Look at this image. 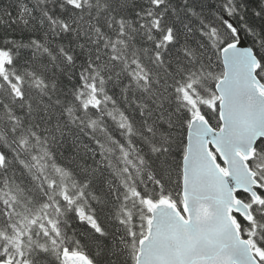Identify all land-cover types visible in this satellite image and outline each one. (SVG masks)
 <instances>
[{"label": "snow or ice", "instance_id": "1", "mask_svg": "<svg viewBox=\"0 0 264 264\" xmlns=\"http://www.w3.org/2000/svg\"><path fill=\"white\" fill-rule=\"evenodd\" d=\"M0 264H264V0H0Z\"/></svg>", "mask_w": 264, "mask_h": 264}]
</instances>
